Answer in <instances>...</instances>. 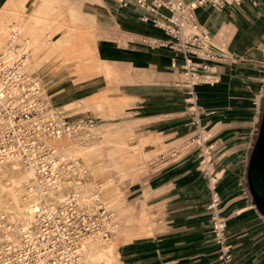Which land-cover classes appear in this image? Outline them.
<instances>
[{
	"label": "rangeland",
	"instance_id": "obj_1",
	"mask_svg": "<svg viewBox=\"0 0 264 264\" xmlns=\"http://www.w3.org/2000/svg\"><path fill=\"white\" fill-rule=\"evenodd\" d=\"M90 1L84 0L83 7H76L69 0H4L0 7V66L22 59L21 70L39 83L41 95L50 108L61 117L66 116L69 123L78 125L73 134L38 139L40 147L53 150L44 157L50 162L48 174L41 172L36 164L43 161L37 158L41 148L29 150L20 140L16 144L0 145V251L6 245L20 244L23 219L34 215L30 227L34 234L30 239L37 233L36 214L29 209L21 215L14 198L23 207L33 204L38 207L44 201L59 203L68 192L74 191L86 203L94 205L99 200L112 214L111 235L86 236L80 244L89 240L87 252L101 254L106 264H129V248L136 245L130 242L153 237L163 228L167 204L161 200L170 191H165L161 179L157 178L167 173L170 175L166 176L167 180L176 181L174 186H182L193 172L203 173L202 163L200 172L193 171L186 160L188 144L194 139L187 115L193 111L195 99L180 90L178 102L172 103L171 93H167V100L160 104L164 115L135 119L141 116L140 99L129 97L128 90L143 88L144 77L130 69L116 71L112 62L99 56L97 44L101 45L102 34H108L104 16L113 8L108 6V0H97V6H89ZM81 10L84 15L100 17L99 22L96 20L98 28L84 23L80 29L64 17L69 14L75 20ZM13 30L17 38L12 48L8 39ZM72 38L76 43H72ZM121 42L126 45L130 42L129 36L123 35ZM56 58L59 65L53 72L62 73L58 70L60 65L77 67L69 73L74 80L94 81L99 87L90 96L76 102L69 98L65 102L69 88L64 87V79L58 74L41 76L44 65ZM149 80L148 77L147 84H151ZM155 99L154 93L149 94L148 113L155 112L156 104L152 103ZM168 113L177 114L178 127L164 130L154 127L156 120L170 118L165 117ZM83 117H94L96 124L85 122ZM170 123L171 120L165 121ZM5 125L0 117V130ZM2 138L0 133V144H3ZM149 138L158 140L145 142ZM30 169L36 173L35 179L27 178ZM199 191L202 192L198 194L200 199L206 198L204 191ZM187 196L181 190L169 201L183 203L188 200ZM79 253V260L84 262V252Z\"/></svg>",
	"mask_w": 264,
	"mask_h": 264
},
{
	"label": "crops",
	"instance_id": "obj_2",
	"mask_svg": "<svg viewBox=\"0 0 264 264\" xmlns=\"http://www.w3.org/2000/svg\"><path fill=\"white\" fill-rule=\"evenodd\" d=\"M69 1L75 2L72 5L76 7L85 4L84 0ZM96 1L91 0L88 5L97 6ZM108 1L113 10L108 9L110 14L104 16L108 34H102L101 45L97 44L99 56L112 62L116 71L130 69L144 77L141 81L143 88L128 90L129 97L140 99L141 110L146 109L140 110L141 116L135 119L164 115L160 104L167 100V93H171L172 103L178 102L180 90L194 97L193 111L187 115L188 128L194 139L188 144L186 160L193 171H199L204 152H208L220 199L217 208L226 218L223 250L210 226V193L204 172H193L182 186H174L176 181L166 178L170 175L161 174L157 178L162 181L161 187L170 191L161 200L167 204L162 218L163 228L153 237L130 242L136 245L129 248V264H264V217L256 209L246 182L247 162L264 102V0L256 3L243 0L239 6L222 8L205 5L196 9L198 22L207 28L217 53L223 57L212 63L215 72L207 74L216 76L217 81L212 85H195L192 94L175 84L177 72L171 67V50L143 42V37H166L152 24L151 16L144 21L145 11L134 0H128L126 5ZM3 2L0 0V7ZM64 17L80 29L84 23H90L96 29L100 19L98 15H84L82 10L75 15V20H71L69 14ZM123 35L130 38L126 45L121 42ZM71 41L76 43V39ZM57 65L58 58L45 64L41 76L58 74L53 72ZM59 68L63 72L58 76L64 79V87L69 88L65 102L69 98L76 102L90 96L99 87L94 81L74 80L69 73L77 67L60 65ZM148 77L151 84H147ZM153 93L156 96L152 102L156 104L155 112L148 113V96ZM176 115L165 114L170 118L156 120L154 127L163 130L165 127L177 128ZM83 120L96 124L94 117H83ZM170 120V124H165ZM201 189L206 196L203 200L198 195L202 194ZM181 190L188 193L187 201H169ZM223 254L228 255L227 263Z\"/></svg>",
	"mask_w": 264,
	"mask_h": 264
},
{
	"label": "built area",
	"instance_id": "obj_3",
	"mask_svg": "<svg viewBox=\"0 0 264 264\" xmlns=\"http://www.w3.org/2000/svg\"><path fill=\"white\" fill-rule=\"evenodd\" d=\"M126 5L128 0H113ZM258 0H251L256 3ZM243 0H134L145 11L144 21L151 16L152 24L160 29L165 38L143 37L145 44L167 47L171 50V67L177 72L175 84L192 94L194 86L203 79V73L215 72L214 61L222 60L211 40L207 28L197 20L196 9L209 5L222 8L239 6ZM17 33L10 34L9 46L14 47ZM22 59L9 66H0V117L6 123L1 146L16 144L20 140L29 150L38 149L37 166L44 174L49 173L50 162L44 157L53 150L39 146L43 136L59 137L73 134L78 125L66 121L41 95L38 82L21 70ZM3 130V131H2ZM13 137V138H12ZM11 138V139H9ZM3 148V147H2ZM27 164V162H25ZM203 172L207 177L210 193L208 208L211 211L210 226L217 242L225 250L224 231L226 218L218 211L219 196L216 192V176L211 172L208 152L202 157ZM37 233L31 240L23 234L18 246L6 245L0 251V264H80V242L86 236L108 237L112 233L111 211L99 200L95 204L82 201L74 191L55 203L44 201L37 211ZM227 263V254H223Z\"/></svg>",
	"mask_w": 264,
	"mask_h": 264
},
{
	"label": "water",
	"instance_id": "obj_4",
	"mask_svg": "<svg viewBox=\"0 0 264 264\" xmlns=\"http://www.w3.org/2000/svg\"><path fill=\"white\" fill-rule=\"evenodd\" d=\"M246 182L256 209L264 217V107L247 162Z\"/></svg>",
	"mask_w": 264,
	"mask_h": 264
},
{
	"label": "bare ground",
	"instance_id": "obj_5",
	"mask_svg": "<svg viewBox=\"0 0 264 264\" xmlns=\"http://www.w3.org/2000/svg\"><path fill=\"white\" fill-rule=\"evenodd\" d=\"M11 54V53H10ZM206 74V75H205ZM207 74H210V72H205L203 73V79L200 81V82H197L196 83V86L198 85H202V84H206V85H212L214 84L217 80L216 76H211V75H207ZM108 99V98H107ZM112 112V111H111ZM158 140V139H157ZM157 140L155 139H147L145 142H151V143H154L156 142ZM160 146V145H159ZM163 146V145H161ZM164 147V146H163ZM162 147V148H163ZM159 150V149H158ZM33 167V166H32ZM31 170V169H30ZM29 170V171H30ZM27 173V172H26ZM25 173V174H26ZM24 174V175H25ZM27 178H32V179H35L36 178V173L31 170L28 174H27ZM22 182V181H21ZM21 186V185H20ZM44 188V187H43ZM57 188V187H56ZM52 189H54L52 187ZM4 191V190H3ZM46 193V192H45ZM13 199V198H12ZM14 202H15V207L17 209V212L19 211L20 214H24L26 213V211H28L29 209H31V213L34 212L36 214V211H37V208L38 207H35V205L33 204L32 207H23L21 205L18 204L17 200L14 198ZM33 215V214H32ZM34 216V215H33ZM33 216L32 217H29L27 218L26 220L23 219V228L24 229V232L23 234H28L29 238H32V231H30V227L33 223ZM37 222V221H36ZM4 232V231H3ZM22 233V232H21ZM34 234V233H33ZM6 238V237H5ZM88 241L89 240H84L81 244H80V249L79 251H81L82 253L84 252V262L80 261L79 260V263L80 264H106L104 262V258H102L101 254H98V253H95V254H92L90 253L89 251L87 252V248H88ZM111 250V249H110ZM92 252V251H91ZM108 252V251H107ZM111 252V251H110ZM109 253V252H108ZM82 256V255H81ZM109 264V263H108Z\"/></svg>",
	"mask_w": 264,
	"mask_h": 264
},
{
	"label": "trees",
	"instance_id": "obj_6",
	"mask_svg": "<svg viewBox=\"0 0 264 264\" xmlns=\"http://www.w3.org/2000/svg\"><path fill=\"white\" fill-rule=\"evenodd\" d=\"M263 107H264V102H263L262 107H261L260 118H261V115H262ZM259 122H260V119H259ZM256 136H257V134L255 135V138H254V140H253V143H254V141H255V139H256ZM253 143H252V145H253Z\"/></svg>",
	"mask_w": 264,
	"mask_h": 264
}]
</instances>
